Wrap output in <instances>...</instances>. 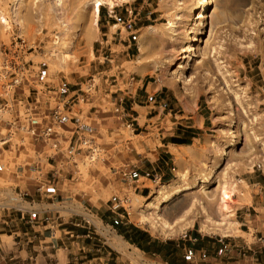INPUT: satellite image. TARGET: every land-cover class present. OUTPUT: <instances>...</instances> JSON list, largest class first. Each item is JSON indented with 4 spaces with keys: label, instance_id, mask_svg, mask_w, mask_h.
Listing matches in <instances>:
<instances>
[{
    "label": "crops",
    "instance_id": "crops-1",
    "mask_svg": "<svg viewBox=\"0 0 264 264\" xmlns=\"http://www.w3.org/2000/svg\"><path fill=\"white\" fill-rule=\"evenodd\" d=\"M120 29L119 42L118 29L105 43L115 52L108 71L43 77L28 66L4 103L0 264H79V256L80 264H248L257 252L264 260V238L254 235L264 232V222L249 213L241 214V229L231 237L193 228L175 241L155 237L133 220L135 201L193 167L214 141L207 102L171 91L152 68L136 73L128 37L135 31ZM57 107L63 111L54 122ZM125 115L134 128H127ZM51 126L52 134L44 135ZM83 139L94 140L95 161L80 146ZM262 176L241 181L238 210L249 211L256 199L264 209ZM11 196L17 206L6 202Z\"/></svg>",
    "mask_w": 264,
    "mask_h": 264
},
{
    "label": "rangeland",
    "instance_id": "rangeland-1",
    "mask_svg": "<svg viewBox=\"0 0 264 264\" xmlns=\"http://www.w3.org/2000/svg\"><path fill=\"white\" fill-rule=\"evenodd\" d=\"M95 1L0 0V17L8 24L7 44H0V62L4 57L21 60L43 77L75 73L89 77L108 71L115 52L105 43L110 36L116 37L118 29L117 42L120 28L135 31L128 37L135 49L131 60L136 65L139 43L145 37L144 73L152 68L153 77L170 85L171 91L201 96L210 106L208 133L214 142L204 148L193 167L179 171L176 179L135 201L133 220L166 241H175L193 228L210 236L231 237L240 231L238 222H243V213L264 222V209L257 199L249 211L238 210L241 181L264 175V0H122L112 8L99 7L97 30L87 40L76 29V20ZM204 4H208L207 13L196 24ZM20 19L27 21L34 34L30 41L21 34ZM170 23L175 28H170ZM195 24L197 31L191 30ZM21 38L26 42L24 50L18 46ZM195 39L194 53H185L187 43ZM152 55L157 57L156 66L150 65ZM7 84L0 74V125L8 119L4 103L14 93L12 88L4 89ZM209 174L211 182L202 184ZM172 184H190L192 188L163 204L158 191ZM12 198L6 202L17 206V199ZM207 218L225 224L228 233L203 230ZM179 223L188 226L176 234L161 227L178 228ZM242 229L250 232L248 226ZM254 235L257 241L264 238V232ZM257 253L248 264H264ZM80 257L76 260L79 264L83 261Z\"/></svg>",
    "mask_w": 264,
    "mask_h": 264
},
{
    "label": "bare ground",
    "instance_id": "bare-ground-1",
    "mask_svg": "<svg viewBox=\"0 0 264 264\" xmlns=\"http://www.w3.org/2000/svg\"><path fill=\"white\" fill-rule=\"evenodd\" d=\"M120 2H122V0H96L95 5L89 7L88 12L86 10H84L86 12H83L81 15L78 16V18L76 20V25H75L76 29H78L79 32L82 34V36L84 38H86L87 40L93 38L92 35L97 30L96 24L98 21V9H99V7L102 5H108L109 7L112 8L117 3H120ZM207 10H208V4H204L202 6L201 13L197 16V19L195 21L196 24H197V21H201V19L205 16V14L207 13ZM19 23L21 25V34L23 35L24 38H26L27 40L30 41L33 38L34 34H33L32 30L30 29L29 24L24 19L23 20L20 19ZM196 24L193 26V28L191 27L192 28L191 30L197 31L198 28H196ZM169 26H170V28H175L173 23H170ZM150 30H151V35H153L154 34V32H153L154 28H151ZM7 32H8V24L4 23L2 18L0 17V44L6 43L8 41ZM196 40L197 39H195L194 41L192 40L189 43H187L188 45L185 47V53H192L193 52ZM139 51H140V56H139L138 61H137V70L135 72L138 74H144L145 69H146V62H145V59H146L145 58L146 41H145V37H143L140 40ZM181 59H183V58H181ZM180 68H181V64H179V66H178V69H180ZM210 182H211L210 174L205 176L203 178V180L201 181V183L205 184V185L209 184ZM191 188H192V186H190V184L185 185V186H182V185L178 186V184H172L170 186L163 187V190H159L158 194L162 196L163 204H166L169 201L180 196L184 192L190 190ZM201 210L204 211V208ZM200 214L202 215L201 212H200ZM204 219H205V217H204ZM184 220L181 222H187ZM202 224H203V230H208V232L209 231L210 232L211 231L221 232V233H224V235L228 233L229 227L225 226V224H223V223H217V222L213 223L210 221V218H209V220L207 218V221H204ZM187 226H188L187 223H184L182 225L180 224V227H178V228H177V226L175 228V227H167L165 224L161 225L163 231H165L166 233L170 232L171 234H176L178 232H181Z\"/></svg>",
    "mask_w": 264,
    "mask_h": 264
},
{
    "label": "built area",
    "instance_id": "built-area-1",
    "mask_svg": "<svg viewBox=\"0 0 264 264\" xmlns=\"http://www.w3.org/2000/svg\"><path fill=\"white\" fill-rule=\"evenodd\" d=\"M25 44L26 42L24 39H20V44L18 45L20 47V50L25 49ZM27 51V50H25ZM27 63H22V61H18L17 59L9 58V57H4L3 61L0 62V74L5 80H8V86L10 88H15L18 85H20L24 78L25 75L29 74V69L26 67ZM62 111L63 109L61 107H57L54 110V113L52 115L53 121H59L60 117L62 116ZM125 118H128V122L126 123L127 128L132 129L134 128V119L132 117H127L125 115ZM33 134L35 135V131H32ZM53 132V126L49 127L48 129L45 130L44 135L49 136ZM80 146L82 149L87 151L88 157L90 161H95L98 159L99 156V151L97 146L95 145L94 140L92 139H83L80 141ZM125 204L129 203V200L124 201Z\"/></svg>",
    "mask_w": 264,
    "mask_h": 264
}]
</instances>
